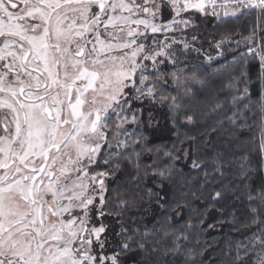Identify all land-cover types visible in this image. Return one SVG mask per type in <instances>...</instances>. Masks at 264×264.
<instances>
[{
    "label": "snow or ice",
    "instance_id": "1",
    "mask_svg": "<svg viewBox=\"0 0 264 264\" xmlns=\"http://www.w3.org/2000/svg\"><path fill=\"white\" fill-rule=\"evenodd\" d=\"M151 2L155 11L136 0H0V264H97V257L91 254L92 240L80 235L88 230L77 227L79 216L71 213L80 209L87 215L88 206L93 204L94 198L86 195L80 174L87 176L85 169L96 163L107 144L109 109L120 108L123 115L133 101L143 102L140 97L156 99L155 84L141 87L147 80L143 71L146 66L138 64L136 58L144 53L143 59L155 62V56L163 53L150 55L141 43L129 57L124 50L136 44L139 33L129 28L126 36L119 35L129 23L143 25L153 33L161 30L151 19H132L138 11L155 18L161 5ZM169 2L177 15L189 7L206 10L204 0L195 4L185 0L183 7L180 0ZM231 2L237 5L232 15H243V9L252 8L264 12V0ZM212 11L217 14L214 2ZM260 59L264 63V55ZM218 74L219 70L197 78L198 90L185 88L179 100L163 95L159 99L170 100L174 123L177 114L193 125L194 117L212 115L213 131L219 129L218 135L223 134L226 145L238 147L239 139L232 138L248 126L244 114L248 105L240 107L244 97L221 98L220 92L234 85L214 83ZM172 76L178 80L176 73ZM244 94L247 96V87ZM139 111L129 113L133 121ZM261 112L264 119V106ZM126 121L125 116L122 123ZM191 147L195 154L196 146ZM261 148L264 150V139ZM223 156L221 152L214 157L212 179H223L230 170L231 157L222 160ZM245 160L246 155H241V173ZM192 167H199L195 160ZM152 175L169 179L171 172L166 176L157 170ZM209 176L205 171L204 183L209 182ZM99 184L103 190V180ZM230 192L235 195L234 186L229 189L227 184L222 185L211 199L218 201ZM246 197L253 230L247 243L237 245L235 257L229 253L228 259L232 264H264V188L255 193L249 189ZM103 230L91 231L98 234ZM173 245L172 249L153 246L151 251L144 243L138 247L146 256L156 257L146 264H166L169 251L179 252V238ZM129 248L130 244H121L122 250ZM112 259L117 264L116 257Z\"/></svg>",
    "mask_w": 264,
    "mask_h": 264
},
{
    "label": "trees",
    "instance_id": "2",
    "mask_svg": "<svg viewBox=\"0 0 264 264\" xmlns=\"http://www.w3.org/2000/svg\"><path fill=\"white\" fill-rule=\"evenodd\" d=\"M243 12V15L213 20L211 24L209 45L201 52L213 53L212 43L217 45L223 41V54L215 51L209 54L213 56L210 62H187L167 69L165 77L152 81L156 99L150 97L149 102L161 105L164 118L171 126L169 136L155 137L153 131L129 124L126 108L123 115L121 109L113 114L112 154L106 158L107 163L100 161L98 165L110 175L103 209L116 219L113 230L118 231L121 244H130L128 250L119 247L121 264H126L124 258L128 256L135 257L132 264H146V260L156 259L146 256L138 247L139 243H144L149 251L153 246L172 249L176 238H179V252L169 251L166 264H232L229 253L235 257L237 245L247 243L252 233L246 192L251 189L255 193L264 188V150L261 148L264 70L259 55H264V31L258 33L264 12L256 9ZM259 38L262 51L256 50ZM217 70L219 74L214 76V83L234 85L220 92L221 98L244 97L240 107L248 105L244 110L248 126L232 138L239 139L238 147L226 145L223 134L218 135L219 129L213 131L212 115L205 119L194 117L193 125L185 122L182 114H177L174 123L170 100L159 99L163 95L179 100L185 88L198 90L197 78ZM173 72L178 80L173 79ZM208 103L210 105L211 100ZM125 114L128 121L122 123ZM186 136L195 140L185 139ZM186 145L190 146V164L183 162ZM193 145L197 148L195 154ZM221 152L224 153L222 160L231 157L230 170L223 179L218 176L212 179L214 157ZM168 153L171 156L166 155ZM241 155H246L243 173L240 172ZM193 160L199 167H192ZM157 170L164 171L166 176L171 172L170 178L152 175ZM205 171L210 174L208 183L203 180ZM225 184L229 189L234 186L235 195L230 192L223 199L212 201V193ZM165 232L169 233L167 237Z\"/></svg>",
    "mask_w": 264,
    "mask_h": 264
},
{
    "label": "rangeland",
    "instance_id": "3",
    "mask_svg": "<svg viewBox=\"0 0 264 264\" xmlns=\"http://www.w3.org/2000/svg\"><path fill=\"white\" fill-rule=\"evenodd\" d=\"M223 3V10L220 13L212 14L207 10V0H204L206 5L205 11H200L196 8H186L181 11L179 15L176 13V9L171 5L169 0H155V4L161 5L159 11L156 12L155 18H151L149 13L138 11L132 14V19H151V22L154 23L161 30L153 33L150 28L145 30L143 25H136L129 23V28L136 30L139 35L141 34V38L139 35L136 36V44H133L130 48L129 55L131 56V51L136 48L138 45L137 40L140 38V42L145 45V51L150 55L155 56L157 52L163 53L162 55L155 56V62L149 59H143L141 64L142 66H146L144 69V75L147 77L144 85L141 87L148 88L152 87V81L158 80L160 78L165 77V71L167 69H171L182 65L187 62H196V63H207L209 61V54L213 55L215 51L217 53H224L225 44L220 43L219 47H216V43H212V51L213 53H208L207 55L201 52V50L205 49V46L209 45L208 34L210 32L211 24L213 20H218L225 17L235 16L231 13L236 10L237 5L231 2V0H221ZM131 0H129V3ZM188 4L198 3L199 0H186ZM137 4H143L145 7L151 8L155 11L154 5L151 0H136ZM181 7H183L185 0H180ZM231 3V4H230ZM225 4V5H224ZM233 6L230 9L227 7ZM245 11V9H243ZM225 12H228L229 15H224ZM239 13V12H238ZM237 13V14H238ZM129 13H127V16ZM135 18V19H134ZM262 20V21H261ZM261 23L259 26L258 33L264 31V19H260ZM171 25V27H169ZM260 35V34H259ZM256 50L262 51L260 46L261 39L257 42ZM250 52L252 50H249ZM211 52V50H210ZM260 57L263 54H259ZM129 56V57H130ZM207 56V57H206ZM209 56V57H208ZM261 60V59H260ZM262 69L264 70V63H262ZM174 73V72H173ZM140 70L137 71L136 76L139 77ZM127 90V89H126ZM126 92V91H125ZM140 97L139 101L132 102L131 108L126 107V113H133L135 110L139 109V113L136 115L135 121L131 115H129V124L134 125L136 127H140L142 129L146 128L148 130L153 131L155 137H167L171 133V126L168 125L167 121L164 118V114L161 111V105H156V103H150L149 98ZM115 108V105H113ZM120 108H115V111L109 109V112L112 114H118ZM128 121V115L125 114ZM131 125L129 132L131 131ZM118 144V143H117ZM189 145L185 146V150L183 151V162L185 164H190V150L188 149ZM187 150V155H185V151ZM103 176H93L95 177L94 181L97 182L99 179H103ZM82 182L86 186L87 181L82 176ZM113 223L115 224L116 219L112 218ZM84 224V223H83ZM84 226V225H82ZM103 228L102 232L98 234L92 231V234L95 236V241L100 244V246L96 247L97 250H101L103 255L99 259L100 261L97 264H113V257H116L117 264H121L120 262V252L119 247L121 242L119 240L118 231L113 230L111 233L107 232L105 225L96 226L94 229ZM93 230V229H92ZM90 232V231H89ZM102 234V236H101ZM98 236V239H97ZM101 236V237H100ZM92 250L95 247L90 246ZM91 250V254L94 256ZM97 252V251H96ZM106 259V260H105ZM135 257H125L124 263L132 264L134 262ZM103 262V263H102ZM105 262V263H104Z\"/></svg>",
    "mask_w": 264,
    "mask_h": 264
},
{
    "label": "flooded vegetation",
    "instance_id": "4",
    "mask_svg": "<svg viewBox=\"0 0 264 264\" xmlns=\"http://www.w3.org/2000/svg\"><path fill=\"white\" fill-rule=\"evenodd\" d=\"M126 2H129V0H126ZM124 15L127 16V12H125ZM123 27H124L125 31L119 33V35L122 37L126 36V32H127L128 27H129V24L124 25ZM109 30L111 31L112 29L110 28ZM101 35L103 37L104 33L102 32ZM140 36H141V34L139 35V37ZM140 38L137 40L138 44L142 43V42H140ZM130 50L131 49H125L124 51L129 54ZM115 54L118 55L120 53H115ZM143 55H144V53H138L137 58H136L138 64H141V62L143 60ZM79 83L80 82H78V84ZM125 91H126V89H125ZM88 95H91V93L89 92ZM74 98H75V93L73 94V101H74ZM108 121H109V123H108V128L106 129V131H108L110 133V137L107 141V144L101 149L100 157H97L96 163L85 169L87 171V176H84L83 173L80 174L87 181L86 195L92 196L94 198L93 204L88 206L87 215H85V213L83 211H81L80 209H76L73 213H71L72 216H79V220H78L76 226L77 227H83V228L88 230L87 232H81L80 235L81 236H87L88 239L92 240L91 246L95 247V249L94 250L91 249V250H92L94 256L97 257V262L100 261L98 255H100V258H101L103 253L101 250H97L96 247L100 246V244L95 241L96 240L95 236L92 234L91 230L94 229L96 226L105 225L107 232L111 233L113 231L112 215L109 212H105V210L103 209L104 197H105V193H106V189L108 186L110 175L105 171H101L100 167L98 165V163L100 161H103L104 159L108 158L109 157L108 155L112 154V150H113L112 149V141H113V139H112V124H113L112 112H108ZM107 145H111V147H108ZM73 157H75V153H73ZM36 162H37V164H39V160H37ZM84 163L87 164L86 159H84ZM2 171L3 170L0 169V172H2ZM97 172L104 173L105 176L103 179H99L97 182H95L93 179V176H95ZM70 175H72L74 177L76 175V173H70ZM37 179H39V177H37ZM100 180H103V184H104L103 190L100 188V184H99ZM101 196L103 197L102 201L100 200ZM68 215L69 214H65L66 217ZM80 220L84 221V224H83L84 226H82L80 224V222H79ZM101 236H102V234H101ZM105 264H107V263H105Z\"/></svg>",
    "mask_w": 264,
    "mask_h": 264
},
{
    "label": "built area",
    "instance_id": "5",
    "mask_svg": "<svg viewBox=\"0 0 264 264\" xmlns=\"http://www.w3.org/2000/svg\"><path fill=\"white\" fill-rule=\"evenodd\" d=\"M213 2L215 4V11H216V13H220L223 10V8H225V7H221V5H223V3H222L221 0H207V10L210 13L213 14V11H212V3ZM252 9H256L259 13H261V10L260 9H257V8H252ZM245 10H249V9H245Z\"/></svg>",
    "mask_w": 264,
    "mask_h": 264
},
{
    "label": "crops",
    "instance_id": "6",
    "mask_svg": "<svg viewBox=\"0 0 264 264\" xmlns=\"http://www.w3.org/2000/svg\"><path fill=\"white\" fill-rule=\"evenodd\" d=\"M230 4H231V3H230ZM231 7H233V6H232V5H231V6L228 5L227 9H228V8L230 9ZM238 14H240V13H238ZM238 14H236V15H238Z\"/></svg>",
    "mask_w": 264,
    "mask_h": 264
}]
</instances>
